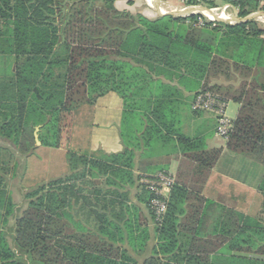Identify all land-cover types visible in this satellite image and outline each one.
<instances>
[{"label":"trees","instance_id":"obj_1","mask_svg":"<svg viewBox=\"0 0 264 264\" xmlns=\"http://www.w3.org/2000/svg\"><path fill=\"white\" fill-rule=\"evenodd\" d=\"M226 1L240 18L261 6L259 0ZM115 2L0 0V55L15 59L12 79L0 85V140L11 144L14 155L31 156L40 127L41 147L67 151L68 164L66 176L25 194L28 206L20 217L0 167V264H137L118 245L124 220L130 223L128 233H134L136 211L127 203L129 195L121 193L133 183L134 151L99 161L72 150L79 112L109 93L122 98L123 125L131 124L128 134L121 132L123 143L135 148L178 143L200 174L215 166L222 149L204 150L199 139L178 132L177 119L167 111L166 99L179 94L170 84L185 89L193 84L195 90L235 101L242 106L226 147L264 164V29L259 22L224 24L200 14L149 20L119 11ZM206 6L216 8L210 1ZM201 18L205 25L198 27ZM219 77L239 80L240 86L212 85ZM89 185L95 225L85 231L77 218H85ZM190 196L175 184L157 225L152 194L145 188L140 194L155 224V252L169 255L166 262L149 264H264L263 221L229 211L221 217L216 242L199 239L196 226L206 213L188 211ZM192 235L197 243L181 242Z\"/></svg>","mask_w":264,"mask_h":264},{"label":"crops","instance_id":"obj_2","mask_svg":"<svg viewBox=\"0 0 264 264\" xmlns=\"http://www.w3.org/2000/svg\"><path fill=\"white\" fill-rule=\"evenodd\" d=\"M152 1L156 2V0ZM157 1L164 12H166V6H172L173 10L177 9L174 5L177 0ZM262 5L264 6V0ZM115 7L119 11H126L134 16L141 15L149 20L160 17L157 11L150 8L147 0H116ZM14 67V57L0 55V85H6L12 79ZM170 85L177 87L179 93L166 99L171 103V107L167 108V111L177 119L178 132L186 138L199 139L200 146L204 150L222 149L219 160L210 171L200 174L197 164L185 155L178 143H154L150 147L142 144L139 148L123 143L121 132L124 131L125 134H128L131 131V124L123 125L124 103L116 93H109L99 98L96 105L85 106L79 112L78 116L85 109V137L81 149L74 150V142L77 145L79 143L76 139L75 129L73 134L72 150L99 161L105 160L111 155L122 154L127 149L134 151V167L130 170L133 183L126 184L121 188V193L129 195L127 203L130 208L136 211V218L133 221L134 233L132 235L128 233L130 228L126 227L130 223L124 220L120 224L124 237L118 245L127 251L128 256L137 264H149L153 259L166 262L169 257V255L155 252V248L159 244L155 233V224L149 208L138 199L144 190L140 182L143 176L167 172L174 176L176 184L187 188L191 194L187 205L188 211L200 210L206 213L202 224L196 226V229H199L197 236L199 239L216 242L221 217L229 211L264 222V164L252 157L228 150L227 139L220 138L217 134L215 116L192 109L195 95L200 92V90L194 89L195 85L188 84L189 89L179 86L177 82H172ZM212 85H232L234 89H238L240 82L237 80L229 83L225 78L219 77L212 80ZM191 88L193 91L190 90ZM241 106L235 101H228L227 112L228 109L231 110L229 118L234 122L239 116ZM40 148L39 151H43L45 160L50 165L43 167L34 164L31 168L37 170L39 174L50 169H61L63 172H67V151L47 147ZM91 192L89 185L85 190V196L88 198V203L85 204V231L91 230L95 225L94 210L89 204V201L92 200ZM170 194L171 192L168 196ZM97 221L100 227V220ZM197 238L192 235L180 239L182 243H197L199 241Z\"/></svg>","mask_w":264,"mask_h":264},{"label":"rangeland","instance_id":"obj_3","mask_svg":"<svg viewBox=\"0 0 264 264\" xmlns=\"http://www.w3.org/2000/svg\"><path fill=\"white\" fill-rule=\"evenodd\" d=\"M213 2L216 6V8H209L206 6L207 2ZM260 1V8L251 13L250 15L256 14L258 12H264V6L262 5L263 0ZM177 7L176 11L186 10L190 7H204L208 10H218L217 14H224L227 15L228 18L231 20H225L227 22H223L224 24H232L235 18L239 17V12L236 8H234L229 2L226 0H197V5H193L192 0H177L175 1ZM196 2V1H195ZM194 2V3H195ZM166 12H172L174 8L165 7ZM168 10V11H167ZM174 11V10H173ZM249 15V16H250ZM191 16V15H190ZM202 16L206 17L205 14H202ZM176 18H182L179 16H175ZM185 18V17H184ZM209 21H211L208 17H206ZM240 18V17H239ZM204 21V19L202 18ZM256 21V20H254ZM196 25V24H195ZM259 25L263 28L264 24L259 22ZM85 108V107H83ZM228 115L231 117V110L228 109ZM76 119V128L74 126L73 131L75 129L76 133V139L78 141V145L74 142V150L81 149V145L83 146V139L85 137V109L82 111L80 116H77ZM0 147L4 150H0V159L2 160L1 169L5 172L7 175V182L6 187L8 189L9 194L13 197L14 203L17 207L16 210V217H20L22 213L26 210L28 206V202L25 199V194L43 184H47L50 181L62 178L68 174L67 172H63L61 169L56 170H45L41 174L37 170H35L33 167L34 164L41 165L43 167L49 166V162L45 160V156L43 151L41 150V146H37L35 152L31 156H23V155H14V149L11 146L10 143L0 140ZM6 149V150H5ZM8 151V152H7ZM10 153H13L12 156ZM42 167V168H43ZM44 170V168H43ZM82 212V211H81ZM78 220H81V223H85V218L83 215H79L77 218ZM14 225V219L10 222V227L12 228ZM9 233V241L12 244V236Z\"/></svg>","mask_w":264,"mask_h":264},{"label":"built area","instance_id":"obj_4","mask_svg":"<svg viewBox=\"0 0 264 264\" xmlns=\"http://www.w3.org/2000/svg\"><path fill=\"white\" fill-rule=\"evenodd\" d=\"M204 25L205 23L202 18L196 24L198 27H203ZM227 106V100L210 91L197 93L192 103V109L194 111L207 112L215 116L217 134L223 139H228L234 127V121L227 115ZM140 182L153 196L151 212L155 224L161 225L167 212L168 195L176 184L175 178L167 172H160L151 176H143Z\"/></svg>","mask_w":264,"mask_h":264},{"label":"water","instance_id":"obj_5","mask_svg":"<svg viewBox=\"0 0 264 264\" xmlns=\"http://www.w3.org/2000/svg\"><path fill=\"white\" fill-rule=\"evenodd\" d=\"M154 6L157 9V12H158L160 17H165V16L187 17V16H190V15H197V14L202 15V14H205L207 12H212L213 11V10H208L207 8H204V7H190L188 9H186V10H181L179 12H164V11L161 10L159 2L157 0L154 3ZM194 11H196V13ZM259 17H264V12H258L256 14L247 16L245 18L237 17V18H235L233 20L234 22L232 23V25H234V24H242V23H246V22H251V21L257 20ZM212 21L221 22V23L227 22V21L223 20L220 17H215ZM39 131H40V127L36 128V130H35V140H36L37 146H41L42 145L40 140H39V135H38Z\"/></svg>","mask_w":264,"mask_h":264},{"label":"bare ground","instance_id":"obj_6","mask_svg":"<svg viewBox=\"0 0 264 264\" xmlns=\"http://www.w3.org/2000/svg\"><path fill=\"white\" fill-rule=\"evenodd\" d=\"M147 1H148L150 8L157 11V9L154 6V2L152 0H147ZM172 12H179V11L174 10ZM194 12L196 13V11H194ZM217 12H218V10H213L212 12L205 13V16H207L210 20H213L215 17H220V18L225 19V20H231L230 18L227 17V15L217 14ZM256 21L264 24V17H259Z\"/></svg>","mask_w":264,"mask_h":264}]
</instances>
